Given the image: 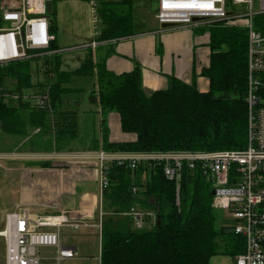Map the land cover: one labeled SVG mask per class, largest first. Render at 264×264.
Segmentation results:
<instances>
[{"label":"trees","instance_id":"16d2710c","mask_svg":"<svg viewBox=\"0 0 264 264\" xmlns=\"http://www.w3.org/2000/svg\"><path fill=\"white\" fill-rule=\"evenodd\" d=\"M100 5L98 41L111 43L138 35L133 0L101 1ZM216 23L208 30H195L209 34V65L201 73L209 81L208 91H200L195 81L188 84L170 76L167 89L148 93L139 66L130 73L116 75L107 69L105 60L96 59L88 50L83 66L67 73L60 70L61 56L52 55L56 63V80L50 85L54 109L70 92L65 86L72 77L84 75L96 79L94 91L104 116L117 112L123 133L136 136L132 142H110L106 133L102 147L106 151L245 149L247 31ZM255 25L264 33V16L256 18ZM52 32L55 35L54 23ZM59 49L56 37L51 50ZM33 62L0 67V88L7 79L15 81L17 92L32 88ZM47 122L45 112H31L26 119L18 108L0 102V130L5 134L20 135L28 126L44 128ZM40 166L51 164L43 162ZM108 178L102 204L112 215L102 222L101 264H209L212 257L222 253L236 257L244 252V238L227 227L226 220L218 224L212 207L214 185L200 167L183 170L179 191L176 183L165 177L162 165L142 164L132 169L127 164L113 163ZM133 208L154 212L155 226L134 230L130 218L120 217Z\"/></svg>","mask_w":264,"mask_h":264},{"label":"built area","instance_id":"2783aa9c","mask_svg":"<svg viewBox=\"0 0 264 264\" xmlns=\"http://www.w3.org/2000/svg\"><path fill=\"white\" fill-rule=\"evenodd\" d=\"M55 1L61 0H0V67L34 61L38 56L57 52L51 50L56 36L49 17L50 5ZM237 8L243 12H231ZM90 10L93 41L82 48L94 51L105 43L97 40L102 23L97 0H90ZM260 16H264V0H157L156 19L160 25L173 24V28L192 30L224 22L247 31L248 143L245 149L111 152L102 148L95 154L101 197L109 184L108 170L113 163L127 164L132 169L142 164L162 165L165 177L176 183L178 191L183 170L200 167L214 185L213 209L223 211L227 215L226 226L245 240V250L234 257L235 264H264V33L255 25ZM12 98L19 99L16 95ZM123 215L131 219L135 230L151 229L156 224L155 213L141 208H133ZM5 222L6 264H46L48 261L63 264L79 258L76 248L61 243L60 230L70 227L78 232L92 226L74 213L34 219L28 210L6 214ZM99 228L102 229V223ZM45 248L55 250L51 259L42 254Z\"/></svg>","mask_w":264,"mask_h":264},{"label":"crops","instance_id":"0c3cea01","mask_svg":"<svg viewBox=\"0 0 264 264\" xmlns=\"http://www.w3.org/2000/svg\"><path fill=\"white\" fill-rule=\"evenodd\" d=\"M157 23L160 29L155 28L150 33L111 43L105 42L93 51L95 58L105 60L107 69L116 75L130 73L139 66L143 88L148 93L167 89L170 86V76H175L188 84L195 81L200 91H208L209 81L201 73L203 68L209 65L211 52L210 48L205 46L209 44V40L205 37H196V29H163L158 21ZM72 61L66 67L70 68L72 64H76L74 70L68 71V68L61 70L74 72L79 69L82 61L80 59L76 60L78 63ZM76 77L78 76L71 79V83L77 82ZM90 78L93 80L92 85H95L96 79ZM84 79L89 81L87 76H84ZM94 90L93 87L91 95L81 94L83 90L80 89L72 90L73 93H79L78 95L70 90L71 95L63 96L58 104L59 110L57 107L47 113L51 124L47 123L44 129L51 135L62 136V147L59 148L58 144H55V148L46 153L29 149L26 153L22 151L17 155L0 151V159L12 158L8 160L7 172L13 173L16 179V186L11 193L0 194L3 226L0 233L5 229L6 214L28 210L34 219L58 215L62 212L81 215L92 226L80 230H96L101 235L99 225L112 213L102 204L95 154L102 149L103 137L106 133L110 142H132L136 136L123 133L118 113L111 112L104 116ZM30 128L28 126L24 132L27 134L29 132V137H32L35 130ZM37 130H39L38 133L43 132L42 127ZM0 132L8 138L16 137L5 134L1 130ZM43 162H48L51 166L41 167L40 164ZM122 217L125 216L122 215ZM65 228L73 231L70 227H63L61 230ZM60 237L63 245L72 246L79 253V248L73 242H65L61 235ZM45 250L52 256L43 254ZM42 254L51 259L55 250L45 248ZM49 262L53 264L52 261L46 264ZM0 264H6V241L3 236H0ZM209 264H235V258L222 253L212 257Z\"/></svg>","mask_w":264,"mask_h":264},{"label":"rangeland","instance_id":"374dc122","mask_svg":"<svg viewBox=\"0 0 264 264\" xmlns=\"http://www.w3.org/2000/svg\"><path fill=\"white\" fill-rule=\"evenodd\" d=\"M97 1L99 2L100 8L101 1L116 2L120 0ZM133 6L134 22L138 35L150 33L155 28L160 29L156 20L157 0H133ZM50 10L51 11L49 17L50 20L54 23V33L55 36L58 37L57 43L61 49L60 52L54 53L61 56L60 70L62 68H68V71L74 70L76 64H72L70 68L68 66L66 67V65L72 60H74L75 63H78V61L76 60L80 59L82 61L81 66H83L85 58H87L88 55V50H85L84 48H82V46L85 44H89L91 43V41H93V37L91 36L92 23L90 0L55 1L50 5ZM54 12H56V14ZM231 12H243V10L237 8ZM214 24L216 25L218 23ZM225 25L235 26V24L227 23H225ZM209 27L210 25L205 24L202 25L200 28L208 30ZM200 28L198 29L201 30ZM196 37H205L206 40H209L208 31L204 33L196 31ZM67 46H74L75 49L69 51L70 47ZM205 46L209 47L208 45ZM54 54L38 56L35 58L34 62L32 63V88L23 90L22 92H17L15 81L7 79L4 87L0 88V96H3L1 101L7 104L8 106L18 108L22 113L23 117L26 119L29 117V114L31 112L42 111L45 113H50L51 110L54 108L53 104L51 103L50 85L53 84L56 80V63L51 59L52 55ZM76 76H78L75 78L77 82H73L71 83V85H66L65 87L67 89H70L71 92L72 90L80 89L83 90V93L81 94L91 95L93 93V87L95 88V85H92L93 80L87 77L89 81H86L84 79V75ZM69 94L71 95V93L69 92L68 94L63 96H67ZM73 94L78 95L79 93ZM15 95L18 96L19 99L12 98V96ZM59 107L60 105H58V110ZM47 123L51 124V119H49ZM32 129L35 130V133L32 134V137H29V132L28 134L26 132H23L20 135H15V138H8L0 132V151H6L5 153L10 154L14 153L11 155H17L19 152L21 153L22 151L23 153H26L29 149L39 150L46 153L47 151H51L52 149H54L55 144H58L59 148L62 147V136L59 137L57 136L58 134H56V136L51 135L47 133L44 128L43 132L41 133H38L39 130H37V128L31 127L30 130ZM8 160H12V158L3 157L0 159V164L2 165V167H0L1 195L6 194L8 192L11 193L13 188H15L16 186V179L14 178V174L7 172ZM18 160L19 159H17L16 161ZM215 213L217 216L218 224L221 225L223 220L227 218V215L223 211L216 210ZM120 217L123 218L122 216ZM1 226L2 219L0 214V229ZM60 235L63 237L65 242H73L74 245L79 248L80 253L79 258L66 261L63 264H100L101 235L98 233V231L80 230L79 232L74 233L71 229L65 228L60 231ZM43 254L52 256V254L49 253V251L47 250H45ZM48 264L52 263L49 262Z\"/></svg>","mask_w":264,"mask_h":264},{"label":"water","instance_id":"95a60500","mask_svg":"<svg viewBox=\"0 0 264 264\" xmlns=\"http://www.w3.org/2000/svg\"><path fill=\"white\" fill-rule=\"evenodd\" d=\"M174 27V25L173 24H164V25H162V28L163 29H168V28H173ZM215 194V192L213 191V195Z\"/></svg>","mask_w":264,"mask_h":264},{"label":"bare ground","instance_id":"6f19581e","mask_svg":"<svg viewBox=\"0 0 264 264\" xmlns=\"http://www.w3.org/2000/svg\"><path fill=\"white\" fill-rule=\"evenodd\" d=\"M4 235V231L0 233V236H3Z\"/></svg>","mask_w":264,"mask_h":264}]
</instances>
